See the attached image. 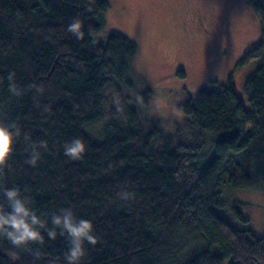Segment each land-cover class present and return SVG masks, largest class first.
<instances>
[{"label": "trees", "instance_id": "1", "mask_svg": "<svg viewBox=\"0 0 264 264\" xmlns=\"http://www.w3.org/2000/svg\"><path fill=\"white\" fill-rule=\"evenodd\" d=\"M245 1L261 22L245 97L232 78L189 94L177 108L195 135L175 144L141 118L153 92L134 77L136 44L98 38L107 0H0V121L20 130L0 185L18 186L39 214L71 206L92 220L97 243L83 264H264V235L219 212L224 190L264 191V0ZM73 19L82 37L68 32ZM75 137L87 152L69 160L63 145ZM67 247L63 236L27 249L0 240V264H65Z\"/></svg>", "mask_w": 264, "mask_h": 264}, {"label": "rangeland", "instance_id": "2", "mask_svg": "<svg viewBox=\"0 0 264 264\" xmlns=\"http://www.w3.org/2000/svg\"><path fill=\"white\" fill-rule=\"evenodd\" d=\"M86 1L92 7L95 0ZM107 1L106 26L98 38L118 32L136 44L134 77L153 92L141 118L150 125L159 121L173 143L191 141L195 135L177 108L189 94L213 82L228 84L232 78L245 97V80L258 64V59L245 56L261 42V22L245 0ZM223 194L225 209H219L220 214L241 229L264 235V191L242 188Z\"/></svg>", "mask_w": 264, "mask_h": 264}, {"label": "clouds", "instance_id": "3", "mask_svg": "<svg viewBox=\"0 0 264 264\" xmlns=\"http://www.w3.org/2000/svg\"><path fill=\"white\" fill-rule=\"evenodd\" d=\"M82 21L73 19L67 25L70 33L82 37ZM10 80V90L16 94ZM20 130L13 124L0 121V173L16 151ZM27 139V137H25ZM26 163L38 166L41 160L40 150L45 144L31 145ZM87 152L86 143L79 137L72 138L63 145V155L69 160H79ZM123 200L128 199L126 191L119 193ZM63 236L68 243L64 254L65 264H83L87 246L97 243L95 225L92 220L78 217L71 206L59 208L46 214H39L32 206L31 198L18 186L0 185V240L7 241L15 249H27L33 244H43L45 237L49 242Z\"/></svg>", "mask_w": 264, "mask_h": 264}]
</instances>
